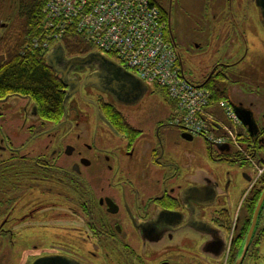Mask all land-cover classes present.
<instances>
[{"label": "flooded vegetation", "instance_id": "obj_1", "mask_svg": "<svg viewBox=\"0 0 264 264\" xmlns=\"http://www.w3.org/2000/svg\"><path fill=\"white\" fill-rule=\"evenodd\" d=\"M158 1L167 5L166 34L180 60L178 46L197 53L203 37L184 28L174 0ZM21 26L16 10L10 22L0 21V77ZM246 33L241 25L233 38L240 35L239 44H246ZM224 56L201 73L202 81L214 74L235 81L234 104L249 111L257 127L248 156L231 147L216 155L208 146L188 149L184 141L194 134L172 109L162 119L154 88L128 104L93 86L91 78L105 71L98 61L69 65L72 57L65 55L53 69L44 58L41 67L51 68L61 97L52 117L32 93L0 85V238L13 240L34 227L58 234V244L38 258L58 257L60 264H264V200L254 221L264 190V61L243 73L234 67L245 54L234 60L227 48ZM56 70L77 82L65 86ZM71 86L76 91L65 102ZM209 157L249 165L254 175L210 173Z\"/></svg>", "mask_w": 264, "mask_h": 264}, {"label": "built area", "instance_id": "obj_2", "mask_svg": "<svg viewBox=\"0 0 264 264\" xmlns=\"http://www.w3.org/2000/svg\"><path fill=\"white\" fill-rule=\"evenodd\" d=\"M41 13L45 35L35 39L34 48L48 50L69 30L81 34L143 82L163 88L176 121L188 132L202 134L215 145H233L245 154V131L232 107L225 101L214 104L207 89L185 77L166 36V21L151 0H46Z\"/></svg>", "mask_w": 264, "mask_h": 264}, {"label": "rangeland", "instance_id": "obj_3", "mask_svg": "<svg viewBox=\"0 0 264 264\" xmlns=\"http://www.w3.org/2000/svg\"><path fill=\"white\" fill-rule=\"evenodd\" d=\"M13 1L6 0L2 4L0 3V21L10 22L12 20L16 7ZM211 1L216 3V0ZM210 2L209 0H174V3L178 5L184 28L188 29V32L193 31L203 37L200 50L197 53H193L183 46L177 47L185 76L195 84L202 82V72L205 73L215 63L226 59L224 54L227 48L234 55V60L235 57L245 54L242 64L234 67L235 71L250 72L254 67H260V63L264 61V32L253 0L252 2L250 0H221L219 6L212 5ZM162 6L167 8L166 4H162ZM244 24L247 32L246 44H239L241 36L237 35L236 38H233V33ZM232 39H234L233 42L229 43ZM228 59L230 60L231 56ZM239 75L243 76L242 73ZM147 87L149 90L153 88L156 90L152 99L161 110L162 119H169L172 106L166 101L164 92L152 85ZM150 100L151 98L147 101ZM148 102L144 109L149 108ZM180 135L181 129L175 127L174 136L179 142L183 141L180 139ZM184 143L188 149L205 151L209 147L213 155L219 152L217 147H211L203 137L198 135H194L192 141H184ZM181 148V145L177 147L178 150ZM207 167L210 173H224L226 170H233L240 174L243 172L254 175V171L249 165L240 166L237 164V166H233L215 161L211 157L207 161ZM239 184L242 188L246 186L245 181H241ZM59 240L61 238L58 234L53 235L52 232L42 230L41 227H34L33 230L24 229L22 234L13 240L8 237L0 238V264H28L42 255L51 244H58Z\"/></svg>", "mask_w": 264, "mask_h": 264}, {"label": "trees", "instance_id": "obj_4", "mask_svg": "<svg viewBox=\"0 0 264 264\" xmlns=\"http://www.w3.org/2000/svg\"><path fill=\"white\" fill-rule=\"evenodd\" d=\"M5 1L0 0V3ZM13 2L16 4L18 22L22 26L14 46V52H8L7 65L0 77L1 89L2 91L6 89L25 90L32 93L39 107L46 110L44 114L52 117L56 113V106L61 103V97L57 93V81L54 79L51 68L46 70L47 68L41 67L45 53L32 47L35 39L41 40L45 35L42 29L41 12L46 0H14ZM151 2L161 9L163 19L167 21V13L162 4L158 0H151ZM61 45L68 56L85 55L95 49L94 46L86 42L81 34L72 30H69L62 38ZM107 56L114 59L110 54ZM232 82L235 81L229 80L227 77L224 78L220 74H214L206 81L203 80L200 86L210 92L214 104L222 100L233 104L239 99V96L234 93ZM165 98L168 101L166 95ZM251 146L252 141L249 140L248 147Z\"/></svg>", "mask_w": 264, "mask_h": 264}, {"label": "water", "instance_id": "obj_5", "mask_svg": "<svg viewBox=\"0 0 264 264\" xmlns=\"http://www.w3.org/2000/svg\"><path fill=\"white\" fill-rule=\"evenodd\" d=\"M256 6L259 8L262 19L264 22V0H255ZM65 56V51L63 47L58 44L54 48H52L47 53V60L49 65L55 69L54 61L58 58H63ZM93 61H98L99 63L103 64L104 66V72L99 71L91 78V83L93 86H96L98 89L103 90L112 96L115 97V99L123 102L132 104L137 102L143 94L147 91L146 85L143 84L142 81H140L137 77L126 71L124 68L119 66L118 64L110 61L109 59L105 58L103 55H101L98 52H91L87 54L84 57H72L67 61V64L73 65L77 64L79 66H88ZM57 73L61 74V81L65 86L72 85L73 82L77 81H71L68 78V72L66 71H59L56 70ZM75 88L71 86L68 94L65 97V102L69 99L71 95L75 93ZM234 113L236 114L237 118L241 121L243 126L247 128V131L250 135V137H254V135L257 132V127L252 119V115L249 111H247L245 108L241 106H233ZM185 135V134H184ZM186 137H189L191 139V135H185ZM221 150L224 149V147H219ZM264 200V190L261 194V197L259 199L256 213L254 215V221L256 219V214L259 211L262 203ZM61 259L58 257H42L36 259L33 264H60Z\"/></svg>", "mask_w": 264, "mask_h": 264}, {"label": "crops", "instance_id": "obj_6", "mask_svg": "<svg viewBox=\"0 0 264 264\" xmlns=\"http://www.w3.org/2000/svg\"><path fill=\"white\" fill-rule=\"evenodd\" d=\"M172 106V105H171ZM174 108V107H173Z\"/></svg>", "mask_w": 264, "mask_h": 264}]
</instances>
